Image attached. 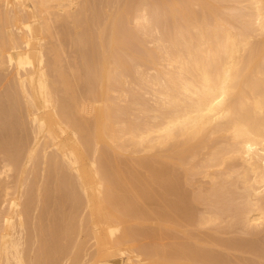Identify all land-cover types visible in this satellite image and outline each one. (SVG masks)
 Here are the masks:
<instances>
[{
    "label": "bare ground",
    "instance_id": "bare-ground-1",
    "mask_svg": "<svg viewBox=\"0 0 264 264\" xmlns=\"http://www.w3.org/2000/svg\"><path fill=\"white\" fill-rule=\"evenodd\" d=\"M78 1V8L72 9L74 0H0V72H4L0 84L7 83L0 111L22 109L19 125L30 133L24 158L16 165L19 176L30 174L25 173L27 165L38 156H47L37 223L30 221L35 224L28 226L29 203L36 205L34 197L22 201L27 190H21L23 206L19 193L5 192L12 196L4 197L9 203L2 214L0 264H60L69 250L70 262L76 264L89 240L94 248L89 261L84 259L88 264H221L223 257L211 256L209 248L197 243L196 231L181 228L191 222L193 211L183 192L175 193V166L189 164L193 173L202 166L208 175L209 167L231 164L234 159L239 160L238 167L230 165L222 173L238 174L236 181L242 187L236 198L241 201L228 211L222 205L211 210L212 205L210 215H198L196 226L216 222L230 212L231 224L242 225L253 239L220 244L259 256L263 246L254 240L264 233V0H141L132 11L131 0ZM226 1L237 7L228 5L232 11L227 10ZM194 2L201 9L191 8ZM158 6L165 9L167 18H162ZM58 19L59 32L58 25L53 30ZM125 19L128 24L130 19L135 21L131 23L137 32L147 33L160 28L163 21L171 23L167 35L157 38L160 51L135 54L134 67L120 54L119 24ZM56 30L59 37L54 36ZM66 36L76 44L77 53L75 65L65 64L69 70L61 61ZM52 37L63 41L57 44ZM146 62L156 71L151 80L147 78L157 98V107L151 108L154 114L146 121L117 127L109 103L112 80L121 77L124 68L134 72ZM214 138L223 139L226 146L220 142L223 146L209 151L201 166L190 162ZM118 149L129 155L145 154L119 158ZM9 161L12 166L5 161L9 166L3 164V174L14 165ZM188 175H183L185 180ZM236 181L231 180L233 187L222 181L211 183L212 199L221 203V196L234 194ZM33 185L26 183V189L33 190ZM171 192L178 198L170 199ZM25 228L26 242L37 244L33 252L22 247ZM170 228L185 230V239L169 247L161 245L163 239L157 244L155 240L169 235ZM142 237L152 241L137 244L139 248L133 244V249L129 243Z\"/></svg>",
    "mask_w": 264,
    "mask_h": 264
},
{
    "label": "rangeland",
    "instance_id": "rangeland-1",
    "mask_svg": "<svg viewBox=\"0 0 264 264\" xmlns=\"http://www.w3.org/2000/svg\"><path fill=\"white\" fill-rule=\"evenodd\" d=\"M74 1L75 2H74V6L72 7V9L78 8L77 6H78V4L80 2V1L77 2V0H74ZM140 1L141 0H131V2H130V6L131 7L129 8V10L132 11L131 8L134 9L136 4H138V2H140ZM187 1L188 0H186V2ZM156 2L159 3L160 1L156 0ZM226 2H228V1H226ZM223 3L227 4L225 6L226 9L230 5H231L230 7H232V5H235V4H230L229 5V2L228 3L223 2ZM232 3H234V2H232ZM193 4L190 3V7L193 8L195 6V8H193L194 10L195 9L196 10L201 9L200 7L198 8L199 5L197 3L194 2ZM235 6L237 7V5H235ZM235 6H233V7H235ZM239 9L241 11L243 8L242 9L239 8ZM227 10H229V9H227ZM230 10H231V8H230ZM74 11H76V10H74ZM157 11L161 14L162 18H164V17L167 18L168 17L167 12H165V9L162 6H160V7L158 6ZM225 11L226 10H224V12ZM197 12L200 13L201 11L200 12L197 11ZM200 18H201V16H199V19ZM70 19H69V21L71 22L72 19L71 20ZM132 21H133V19H130V22L128 24V22H126V19L123 20L119 24V32H120V34H121V36L123 38V48L120 50V54H121L122 58L126 62H128L132 67H134V66H136V62H137L135 54H140V53L146 54L148 51L156 53V51H152V50H157V51L159 50L158 49L159 45L157 46V44H158L157 38L159 36H161V35H164V36L167 35L168 30L169 31L171 30V29H169V26L171 27V23H170L169 20L166 21V22L163 21L164 23H163V25L160 28L149 32V33H151V34H149L145 30H142V29H141V31H140V29H137L138 30V32H137L135 27H132L135 24L134 23L135 21H133L134 24L131 23ZM55 22L53 24V27H54L53 30L55 29V27L57 28V25H58L57 29H58V32H59L60 31L59 29H60L61 21H60V19H58V21L56 23ZM70 22H69V25H70ZM168 23H170V24H168ZM71 26H73V25H71ZM55 34L56 35H54V36L59 37V36H57V34H61V33H57V30H56ZM61 37H62V35H61ZM52 38H50V39L47 38V39H49L50 42H51V39H52V42L55 41V43H56L57 39L54 38V37H52ZM65 38L67 39L68 36H66ZM60 39L61 38L58 39L59 43L57 42V44H60V42L63 41L62 39H64V38L62 37V39L61 40ZM66 39H65V41H66ZM47 42H48V40H47ZM50 42H48V43L50 44ZM66 43H68V46L67 45L65 46ZM73 44H74V41H72L71 38H70V43H69V38H68V42L66 41L65 43H63V42L61 43V61L64 62L63 63L64 65H62V66L64 68H67L68 70L70 69L69 68L70 66L76 64L75 63V60L77 58V55H76L77 53L75 54V52H76V50H75L76 44H74V46H71ZM158 54H161V53H158ZM73 57L75 58V60L73 59ZM62 62H60V63L62 64ZM146 63L147 64H144V63L140 64L142 66L139 67V70H137L138 72L137 71L133 72V71H130L129 69H127V68H124V71H123L124 74L121 77H118V78L112 80V87L113 88H112V91L110 93L111 101L109 103L113 107V110H114L113 115L115 117L113 116V118H114V120L118 121L116 123L117 127L122 125V124H124L125 122L126 123L127 122H129V123H131V122L138 123V122L146 121L152 114H154L152 112H154L153 109L157 107V98L154 96L153 91L151 89V81L150 82L147 81V78H150L149 80H151L152 75L156 71H155V68H153V66L150 63H148V62H146ZM65 64H69V65L71 64V65L70 66L66 65L67 67H65ZM3 73L4 72H2V71L0 72V80H2V78H3L2 77ZM6 87H7V83L1 81V84H0V96L2 95L1 94L2 92L3 93H7V91H6L7 88ZM6 108L7 107L2 108L1 111H0V170L2 171V170H4L6 168L5 167L4 169H2L3 168V164H4V166H6L5 164H7V166L10 165L11 161H9V159H11L13 161L14 165H13L12 168H9L10 171L8 170L9 173L7 172L6 173L7 175L5 173L3 174L2 173L3 171L2 172L0 171V173H2V174H0V229H3V228H1V226L3 225V216H4V215L2 216V214H3V212L6 213V211H7V210L4 211L5 210L4 208H5V206L8 207V203H9L8 199H6L4 201V197L7 196V198L10 199V197L12 196L11 194H13V196L14 195L18 196V193H19L20 201H21V199H23L22 196H25V195L28 196V197L25 196V198L22 200L24 202H26L25 200L27 198H29L28 201H32V197H34L33 200L36 203H34L33 201H32V203L36 205L35 206L36 208L32 207L31 202L29 203L30 205L27 204V205L31 206L30 207V211L31 212L29 210H27V212L32 213V215H29L30 213L29 214L27 213L29 216L27 215L26 218H29L28 219L29 221L28 220H26V221H28V223L30 221H33L35 223L38 222V221L36 222V220L38 219L37 216L39 215V213H40L39 210L41 211V206H42L41 205L42 204L41 203L42 202L41 186H42V183L44 182V181H42V175H43V180H44L45 179L44 177H46L44 175V172L46 174V160H47V158H46L47 156L46 157L45 156H42V157L38 156L37 158H40L42 163L39 162L40 159L37 160V158H36L32 163H30L31 165H29V164L27 165V168L25 170V173L28 171V173L30 172V174L27 175V173H26L25 177H24V174L22 176H19L20 175V172L18 171L19 168L16 167V165H18L19 162H21L22 159L24 158V155H25V152H26V149H27V145H28V143L30 141V133H27L26 131H24V129H22L20 127V125H19V119H20L19 113H20V111H22V109L21 110H19V109L13 110V108H11V107L10 108L8 107L7 109ZM151 108H153V109H151ZM146 109H148V110H146ZM222 141H223L222 144L224 146L220 143ZM209 143H210L209 147H207V149H203V151H201V153L198 156H196L194 159H192V161H190V162H192V163L195 162L194 163L195 165L197 163V167L201 166V164L204 161V159H206L205 157L208 156L209 151L216 150L218 148L220 149L221 146L218 147L219 145H222L223 147L226 146V143L221 138H217V139L214 138L213 141L211 140ZM214 144H218V145H214ZM50 150H48V151H50ZM118 151H119V153L121 155V156L119 155V158L122 157V154H124L125 156H128V157L130 156V157H133V158L135 157V159H137L138 157H141L142 155L145 154V153L141 152V153H130L132 155H129V153L127 154V152L123 151V149L122 150L118 149ZM128 152H131V151L129 150ZM135 154L136 155L139 154L140 156H138V155L136 156ZM124 155H123V157H124ZM128 157L126 159L125 158L124 159L127 160V159H129ZM44 158H46V159L43 161ZM125 160L122 159V161H125ZM5 161H8L9 165ZM232 162L234 164H232ZM38 163H40V164H38ZM238 163H239V160L238 159H234L233 161H231V164L228 161V163L223 164L221 166L211 167V169L209 167L208 171H209V173L210 172L211 173L208 174V175H206L204 173L206 171V168L205 167L203 168L202 166H201L202 168L201 167L200 168L198 167V169L196 168L198 170V172L196 170V172H194V173L191 172V169H189V167H190V166H188L189 164L187 165V167L186 166H183V167L182 166H180V167L179 166H175V169L177 168L175 170V178H176L175 181L176 182L178 181L176 183L178 186H177V190L175 191V193L177 192V193L182 194V192H183V197L186 199V201H189L190 205H192L190 208L192 209L191 211H193L191 213L192 214L191 222L190 221H189V223L187 222V226L185 225L186 222L183 223V225H185V226L182 225L181 228L185 229L188 232L195 233V231H196L197 232V236L198 235L201 236L200 238L201 239L203 238V240L206 238L204 240L205 243H203L204 241H201L199 236L196 237V235H194L196 239L198 238L197 239L198 240L197 243H199L200 245L202 244L201 246H204L206 249L209 248V250H208L209 252L208 253L211 256H213V257H223L224 258V260H223V262H221V264H264V255H263L264 251H261V254L258 256L257 254H254V253H251V252H243V251H239V250H235V249H225V246L220 244L223 241L224 242L238 241V238H239V240H248V239L250 240L252 238L251 234L248 233L249 236H248V234H246L247 232H245V229L242 227V225L234 224V223L231 224V222L229 221L230 218H231L230 212L223 214L222 217L219 220H217L216 222L205 223L206 225L201 224V226L199 225V228H198V226H196V225H198V221L197 220L201 216L210 215L209 211L214 210L216 208H219L221 205H222L221 209L223 211L232 210L241 201L239 198H236L237 197V193L241 191L240 188L242 187L241 182L236 181V179L238 178V174H236V172H234V173L231 172L228 175L230 178H227L228 176H226V174H223L224 172L229 170L230 165L231 166L232 165H237V167H238ZM40 165H41V167H40ZM10 166H12V165H10ZM42 166L45 167L44 168L45 171L42 170V168H43ZM237 167H235V168H237ZM4 172H6V171H4ZM183 172H184V174H186V176H187V174H189L188 177H187L188 178L187 180H185V176H183L184 175ZM212 172H214V173H212ZM16 173H18V174H16ZM34 173L36 174L37 178L34 175ZM31 174H32V177H31ZM39 174H41V175L38 176ZM17 175H18V180H17ZM176 175H178V177ZM214 175H215V177L213 178ZM223 175H224V178L222 177ZM230 175H232V176L234 175V176L232 177ZM191 176H193V177H191ZM37 179L38 180L41 179V180H39V182H38ZM213 179H215V180H213ZM22 180H23V182H22ZM28 180H30L29 181L30 182V186H31V184H34L33 185L34 186L33 190L35 189V186H36V189H35L34 192H31V191H33L32 188H30V191H28V189H26V183L27 184L29 183ZM231 180L233 182L236 181V184L238 185V187L236 189V192L234 194H232V195L228 194V196H223V197L221 196L220 197L221 203L216 200V197H214V199H212L213 195H211V193H210V187L212 185L211 183H214L216 181L217 182L222 181V183L225 184V185H228V184L231 185V183H232ZM24 181H25V183H24ZM210 181H212V182H210ZM16 182H18V184ZM31 182H33V183H31ZM36 182L39 183V186H38V184L35 185ZM22 183H24V185ZM16 184H17V186H16ZM179 184L184 185V186L181 187V185H179ZM37 187H38V189H37ZM231 187H233V185H231ZM6 188H7V190H6ZM19 188H20V190H19ZM24 188H25V190H23ZM181 188H182L183 191L180 190ZM15 190H17V192H15ZM21 190L24 191V193L27 190V194L22 195L24 193H22ZM36 190L38 191V194H37ZM7 191H9V192H7ZM12 191L15 192V193H12ZM5 192L8 193V194L9 193H11V194L8 195ZM51 193H52V191H51ZM30 194H32L33 196L32 195L30 196ZM171 194H170L171 195L170 199H173L174 192L173 193L171 192ZM208 194H209V196H207ZM200 196L202 197V199H201ZM205 196H207L209 198H207ZM30 197H31V199H30ZM188 197H189V200H188ZM177 198H176V196L174 197V199H177ZM231 198H234V201ZM225 199H228V200L226 201ZM22 201H21V203H22ZM28 201H27V203H28ZM23 203H22V206H23ZM212 205L214 206V208H212L213 207ZM150 206H152V205H150ZM7 207H6V209H8ZM50 207L52 209L56 208L55 205H51ZM27 209H29V208H27ZM206 209H208V210H206ZM201 210H202V212H201ZM198 215H199V218H198ZM30 218H31V220H30ZM194 219H195V221H197V224H196L195 221H193ZM192 221H193V225H192ZM33 222L32 223L30 222L31 226L29 224H28V226L32 227V224H35ZM186 227H187V229L189 228L190 230H187ZM26 228H27V226H26ZM26 228L21 233V236H20V238H22V235H23V238L20 239L21 242H23V246L22 247H23V249L25 251L33 252L34 248H35L34 246L37 245V244L34 241H28L29 243H32L33 245H31L28 242H26L27 238H28V236H27L28 235V231H27V235H26ZM181 228H179L178 230L177 229L175 230V228H173V229L170 228L171 230L169 229L170 232L168 231V233H169V235H172V237L167 234V235H165L163 237H160L161 238V239L159 238L160 240H158V238H157L155 240L156 243L159 244L160 243L159 241H162V239H163L164 241L161 242V245H166V247H169L172 243L177 241V239L178 240H184L185 239L184 238L185 237V234H184L185 230H183ZM179 230H183V233L181 231H179ZM1 231H3V230H0V233H1ZM25 235H26V237H25ZM167 236H168V238L165 239V237H167ZM173 236H174V239H173ZM175 236L177 238H175ZM194 236L192 237L193 241L196 240L194 238ZM257 236L259 238H257ZM257 236H256L257 239L254 237V239H256L254 241H257L258 243L260 242L259 244L261 245V247L263 246L262 250H264V240H263L264 239V233H261V235H257ZM142 238H143L142 240H141V238H138L139 239L138 241L135 240V241H132V244H131V242L129 244L134 249L137 246V244H139V246H141L140 244L143 245V244H145L144 242H147L149 244L152 241V239H149L148 237H142ZM223 239H225V240H223ZM258 239L260 241H258ZM24 240H25L26 243H24ZM86 240H87V238L85 239V241ZM207 240L210 242V245L212 243L214 244V242H215V244L214 245L212 244L213 246L211 245V247H210L208 245L209 242ZM206 241H207V243H206ZM88 242L90 243L91 246H93V244H91V242H93V241L89 240V241L85 242L86 243L85 245H86L87 248L90 246ZM134 242H137V243H134ZM163 242L165 244H162ZM261 242H262V244H261ZM27 243H28V245H27ZM156 243H155V245H156ZM133 244H135L136 246L135 245L133 246ZM87 245H89V246H87ZM217 245H220V246H217ZM91 246H90V250H88L89 248L88 249L84 248L85 250L83 249L84 252L82 251L83 253L81 252V255H80V257H82L83 259L80 258V260L78 262H76V264H88V262H85L84 259L87 258V257H89V259L91 258V255L93 253V251H91V250H93V248H94V247L92 248ZM207 246H209V247H207ZM138 248H136L135 250H137ZM69 249L74 250V247L71 246ZM69 251L66 252L67 254L65 253L66 256L64 255V258L62 257V259H61L62 262H60V264H71V262H70L71 260H70V257H69L71 255L70 254L71 252H69ZM82 254L85 255V256L83 257ZM261 255H262V257H261ZM66 258H68V260ZM141 258H144V257L142 256ZM154 259H156V258H154ZM85 260L87 261L88 258L85 259ZM68 261H69V263H68ZM178 264H180V262ZM202 264H204V263L202 262ZM210 264H213V263H210Z\"/></svg>",
    "mask_w": 264,
    "mask_h": 264
},
{
    "label": "snow or ice",
    "instance_id": "snow-or-ice-1",
    "mask_svg": "<svg viewBox=\"0 0 264 264\" xmlns=\"http://www.w3.org/2000/svg\"><path fill=\"white\" fill-rule=\"evenodd\" d=\"M37 264H40V262H37Z\"/></svg>",
    "mask_w": 264,
    "mask_h": 264
}]
</instances>
